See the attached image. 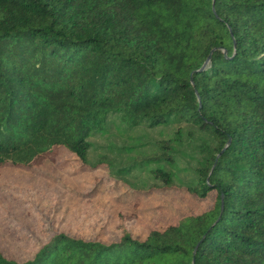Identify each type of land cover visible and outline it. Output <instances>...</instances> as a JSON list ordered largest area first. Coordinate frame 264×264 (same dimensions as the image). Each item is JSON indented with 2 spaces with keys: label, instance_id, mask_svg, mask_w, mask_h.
<instances>
[{
  "label": "trees",
  "instance_id": "16d2710c",
  "mask_svg": "<svg viewBox=\"0 0 264 264\" xmlns=\"http://www.w3.org/2000/svg\"><path fill=\"white\" fill-rule=\"evenodd\" d=\"M170 127L136 163L94 142ZM60 150L121 185L145 168L202 211L145 239L121 213L114 241L55 232L0 264H264V0H0V169Z\"/></svg>",
  "mask_w": 264,
  "mask_h": 264
},
{
  "label": "rangeland",
  "instance_id": "374dc122",
  "mask_svg": "<svg viewBox=\"0 0 264 264\" xmlns=\"http://www.w3.org/2000/svg\"><path fill=\"white\" fill-rule=\"evenodd\" d=\"M176 128H137L95 138L94 142L100 146L111 139L117 146L136 145L130 155H107L116 165L136 163L152 156ZM103 154L93 149L90 166ZM46 162L41 171L12 165L0 169V251L19 261L30 258L55 232L114 241L121 213L128 230L145 239L152 230H163L202 211V199L182 187L163 188L145 168L133 170L127 184L121 185L114 168L112 172L104 167L92 169L65 150Z\"/></svg>",
  "mask_w": 264,
  "mask_h": 264
}]
</instances>
